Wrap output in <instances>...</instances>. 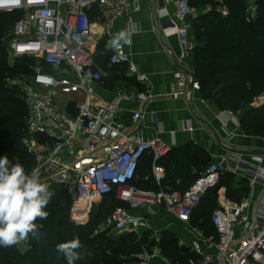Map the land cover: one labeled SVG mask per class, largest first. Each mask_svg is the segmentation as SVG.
I'll return each instance as SVG.
<instances>
[{
	"label": "built area",
	"instance_id": "obj_1",
	"mask_svg": "<svg viewBox=\"0 0 264 264\" xmlns=\"http://www.w3.org/2000/svg\"><path fill=\"white\" fill-rule=\"evenodd\" d=\"M191 9L188 0H175L172 20L161 25L164 34L177 36L185 54L192 46L188 42V26L182 22ZM1 11L22 12L3 37L8 57L31 58L39 67L29 75L16 76L13 85L10 78L6 79L9 86L17 88L26 108L27 136L22 142L35 157V164L24 169L30 174L38 168L41 182L49 186V191L55 187L67 191L71 197L69 216L74 223L83 224L93 203L113 196L127 205L117 206L109 213L107 221L113 231H151L150 224L130 210L162 205L174 218L187 223L201 198L215 188L223 173L246 179L250 187L257 182L264 186L262 157L250 155V160H244L237 154L212 161L184 191H154L133 185L143 154L151 155L150 173L158 184L165 174L159 160L171 149L160 137H145L136 129L142 118L140 107L152 101L153 94L140 90L118 92L109 102L94 103V89L87 85V81H99L103 76L89 46L90 38L96 33L91 14H101L98 27L101 31L121 16L131 25L130 0H0ZM255 11V1L249 0L247 14L252 17ZM158 14L165 16L167 12L163 9ZM128 33L131 43L121 42L120 48L111 49L108 65L126 63L127 76L141 83L146 81V76L129 61L127 52L136 28L130 27ZM174 79L171 96L176 98L185 93L190 77L177 69ZM191 89H200L196 79ZM77 93L83 97L69 101L71 110L63 108L55 97L59 94L69 98ZM122 100L136 103L130 125L116 120ZM258 101L264 102V96ZM227 114L239 126L238 118L231 111ZM36 135L48 140L39 142ZM210 221L214 235L206 236L202 230L194 229L196 237L190 243V251L215 264H264V195L254 209L249 208L246 200L234 202L225 198L211 213ZM154 238L159 241L160 234ZM202 245L212 251L204 252ZM151 257L152 253L142 250L134 259L121 264H149Z\"/></svg>",
	"mask_w": 264,
	"mask_h": 264
},
{
	"label": "trees",
	"instance_id": "obj_2",
	"mask_svg": "<svg viewBox=\"0 0 264 264\" xmlns=\"http://www.w3.org/2000/svg\"><path fill=\"white\" fill-rule=\"evenodd\" d=\"M254 1L256 11L253 18L246 12V0H188V3L198 7L206 2L211 5L206 14H199L192 20L195 41L193 72L200 85L199 92L204 99L221 109L237 114L240 129L245 135L261 137L264 136V102L254 103L264 96V0ZM219 3L226 8V15L215 9ZM17 14L18 17L14 18ZM21 16L20 11L0 12V158L7 156L11 163L16 161L29 169L35 164V157L22 142L26 135V108L17 88L9 86L6 79L33 72L35 60L17 58L15 64L10 66L3 40L7 29ZM105 43V40L99 43L97 57L94 54L96 62L107 58L108 63L110 50L105 49ZM35 139L39 142L48 140L41 135H36ZM209 160V155L191 142L171 147L168 154L159 160L165 174L157 184L150 173L151 155L143 154L138 162L137 177L132 183L154 191H184L205 170L203 164L208 166L211 163ZM229 181L236 182L233 174H221L215 188L209 190L195 208L201 214V220L196 225L206 236L215 233L209 210L216 202L217 190L220 184L227 185ZM238 185L228 193H248L245 179H241ZM52 192L54 195L45 209L47 219L37 220L38 224L43 225L39 229L40 240L30 236L23 252L18 251L15 245L0 247V264H66L63 256L56 251V245L75 237L81 242L83 255V259L76 264H121L134 259L136 251L142 250L139 247L145 244V237L133 242L131 234L115 237L108 236L106 231H95L108 206H111L109 215L115 207L127 205L117 202L113 196L106 197L93 210L88 223L74 225L69 220L71 197L63 188L55 187ZM228 198L234 202L241 200ZM160 241H163L162 245L159 244L162 252L172 260H180V255L191 259L200 257L190 249L184 250L178 246L170 234L161 233ZM85 251L90 254L84 255Z\"/></svg>",
	"mask_w": 264,
	"mask_h": 264
},
{
	"label": "crops",
	"instance_id": "obj_3",
	"mask_svg": "<svg viewBox=\"0 0 264 264\" xmlns=\"http://www.w3.org/2000/svg\"><path fill=\"white\" fill-rule=\"evenodd\" d=\"M130 2L133 4L131 13L133 22L131 25L125 16H121L115 19L108 29L101 31L98 28L101 23V14H91V21L96 24V33L90 38L89 46L97 57L99 43L102 40H105V44H107L118 32H128L130 27L136 28L133 43L127 48L128 59L136 65L139 72L146 76V81L138 83L127 76L126 63L109 66L107 58L105 61H97L103 76L99 81H87V85L94 89L93 102H109L114 99L118 92L134 93L138 90L151 92L153 94L152 101L140 107L142 118L136 124L137 131L145 137L158 136L171 147H178L189 142L196 144L209 155L211 162L219 158H229L232 154L240 155L244 160H250V155L244 154V151L264 150V136L251 137L245 135L241 131L240 125L237 126L230 120L231 116L227 114V110H223L215 103L204 99L199 90H192L189 85L190 80L183 95L176 98L171 96L176 70H194L193 48L195 41L192 33V20L199 14H206L211 8L210 3H203L199 7L190 5L191 13L185 17L182 23L188 26V42L192 49L188 54H185L177 36L164 34L161 27L162 24L172 20L175 0H130ZM248 2L249 0H246V6ZM163 9L167 14L159 16L158 11ZM215 9L223 15L227 14L226 8L221 3L216 5ZM55 97L63 108L71 110L69 101L82 99L83 95L77 93L69 98H64L56 94ZM135 109L136 103L134 101L122 100L116 120L125 125H130V117ZM233 116L238 118L240 122V117L237 114L233 113ZM215 134L220 143L217 142ZM260 156L262 157L260 165L264 167V155ZM235 179H238L236 182L241 181L240 178L235 177ZM247 185L249 188L248 195L241 200H246L249 208L254 209L257 200L264 195V186L259 182L252 187L248 182ZM221 190L218 189L216 195V202L220 201L219 203L223 200L218 195ZM130 213L143 218L146 223L150 224V234L154 236L161 233L170 234L176 239L177 244L181 243L179 246L184 250L190 249V243L196 237L194 229L201 230L196 225L201 220V214L198 211L192 215L187 223L174 218L162 205L136 208L130 210ZM202 250L204 252L206 250L212 251L205 245H202ZM151 253L152 257L149 264H215L211 261L202 260L201 256L198 259H191L188 256L180 255V260H172L157 246L152 249Z\"/></svg>",
	"mask_w": 264,
	"mask_h": 264
},
{
	"label": "clouds",
	"instance_id": "obj_4",
	"mask_svg": "<svg viewBox=\"0 0 264 264\" xmlns=\"http://www.w3.org/2000/svg\"><path fill=\"white\" fill-rule=\"evenodd\" d=\"M130 44L127 31L118 32L106 44V50L120 48ZM54 192L40 179L39 169L26 173L20 163H11L7 156L0 158V247H11L29 239L39 241L41 238L37 220H46L45 211ZM78 237L56 245V251L63 256L66 264H76L83 259ZM85 251L84 255H89Z\"/></svg>",
	"mask_w": 264,
	"mask_h": 264
},
{
	"label": "rangeland",
	"instance_id": "obj_5",
	"mask_svg": "<svg viewBox=\"0 0 264 264\" xmlns=\"http://www.w3.org/2000/svg\"><path fill=\"white\" fill-rule=\"evenodd\" d=\"M18 17V14L14 17V18H17ZM17 58H11V57H8V55H7V63L10 65V66H12V65H14L15 64V62L17 61L16 60ZM34 68H39L38 67V65H37V63L36 62H34V64L32 65ZM30 73H28V74H23V75H29ZM25 77V76H24ZM10 78V84L11 85H13V82L16 80L15 78H16V76H11V77H9ZM15 87V86H14ZM259 100V99H258ZM258 100H256V103H254V104H258V103H260ZM24 136H27V135H24ZM211 160V159H210ZM209 160V161H210ZM15 163H18V162H16L15 161ZM207 165L206 164H203V170L205 169V167H206ZM236 180H238V179H236ZM221 186V187H220ZM220 186H219V190L220 189H222L221 190V192H220V194H218V195H220L221 196V198L222 199H225V198H228V197H232V198H234V199H240V198H242V197H245L246 195H248V193L246 194V193H241V191H239V193H237V194H234V195H232V194H229L228 193V191L230 192L233 188H236V187H239V185H238V182H235V181H229L228 182V184L227 185H221L220 184ZM240 186H241V184H240ZM231 193V192H230ZM219 197V196H218ZM220 198V199H221ZM220 201H218V202H215V204L213 205V207L209 210V212H210V215H211V213H212V211H214L216 208H218L220 205H221V203H219ZM100 202H98V203H93L92 204V208L90 209V212H89V214H88V219L83 223V224H86V223H88V221H89V219H90V216L92 215V213H93V210H96L97 208H98V204H99ZM110 208H111V206H108V209H107V211H106V215L103 217V219H101V220H99L98 222H97V224H96V226H95V231H106L107 232V235L108 236H115V237H118V236H120V235H125V234H131V236H132V240H133V242H135V241H137V240H139V238H141V237H145L146 238V242H145V244H143V246H141V247H139V248H141L142 250H146L147 252H149V253H151L152 252V249L155 247V246H157V247H159V244L160 245H162V242L163 241H155V238H154V235H152V234H150L149 232L150 231H142L141 229H139V230H137V231H129V232H121V233H119V232H115V231H113L110 227H109V225H108V221H107V217H108V212L110 211ZM198 209V208H197ZM196 211V210H195ZM69 212H70V210H69ZM209 215V216H210ZM69 218H70V216H69ZM74 225H77V223H74V221L70 218L69 219ZM79 225V224H78ZM178 246H179V244H177ZM15 248L18 250V251H21V252H23L24 251V249L26 248V244H25V241L24 242H22V243H20V244H18V245H15ZM142 250H140L139 251V249L136 251V253H140Z\"/></svg>",
	"mask_w": 264,
	"mask_h": 264
},
{
	"label": "water",
	"instance_id": "obj_6",
	"mask_svg": "<svg viewBox=\"0 0 264 264\" xmlns=\"http://www.w3.org/2000/svg\"><path fill=\"white\" fill-rule=\"evenodd\" d=\"M185 71H186V73L190 77V83H189V85L191 87L192 86V83H193V81L195 79L194 72L193 71H189V70H185ZM215 138H216L217 142L220 143V140H219V138H218V136L216 134H215ZM243 153L244 154H248V155H258V154L264 155V150L252 149V150L244 151Z\"/></svg>",
	"mask_w": 264,
	"mask_h": 264
}]
</instances>
